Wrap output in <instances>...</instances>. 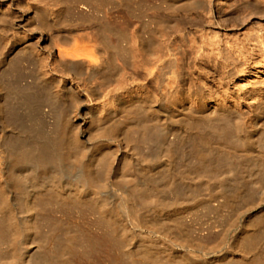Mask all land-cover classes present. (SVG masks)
<instances>
[{
    "label": "bare ground",
    "instance_id": "bare-ground-1",
    "mask_svg": "<svg viewBox=\"0 0 264 264\" xmlns=\"http://www.w3.org/2000/svg\"><path fill=\"white\" fill-rule=\"evenodd\" d=\"M16 1L25 4L26 0ZM171 1L206 5L203 0ZM208 6L211 10L212 2ZM202 15L200 12L199 16ZM126 22H130L129 18ZM34 38L7 35L0 53V140L3 142L0 150V244L8 246L0 253L4 264L72 263L70 254L80 241L69 227L59 225L45 236L49 241L46 246L39 244L44 236L41 228V220L45 218L41 206L44 199L90 211L105 232L103 238L118 248L116 264H264V236L253 234L244 239L243 235L248 233L246 227L233 229V241L217 252L207 244L184 241L178 225L170 231L165 227V220L191 205L192 200L178 188L179 179H185L186 174L170 170L166 175L169 189L165 191L148 172L176 162L177 148L192 167L209 169L217 163L215 154L199 152L193 133H190V142H180L181 147L174 146L166 156L155 152V147L165 146L163 136L179 122L174 119L175 108L159 109L167 112V116L152 113L153 123L142 124L145 133L141 140L137 139L144 153L137 158L135 171L123 177L122 184L110 179L116 173L113 161L108 163L104 174L102 172L104 162H99L93 140L107 131L98 132L96 125L98 122L106 124L121 115L128 116V109L136 103L151 104L154 98L151 82L156 83L158 96H165V41L159 54L146 50L135 56V73L145 77V81L130 87L127 81L132 76H126L123 96L111 91L98 98L91 93L89 80L112 70L104 41L79 36L73 38L72 44L52 42L47 55L42 56L30 42ZM43 39L53 40L49 35H44ZM30 55L38 61L35 69L17 66L16 61H23ZM169 55L173 57L171 52ZM255 69L264 73V61L255 64ZM255 85L244 87V90L248 94ZM262 87L251 94L256 106L252 120L234 109L226 98L216 99L214 105L200 100L196 106L183 107L191 114H210L215 119L220 116L231 120L232 134L242 147L259 145L258 152L249 156L230 152L236 177L231 186L228 178L221 180L226 192L232 187L233 192L241 193L246 203L264 200ZM56 103L63 105L56 108ZM46 104L57 114L53 122L50 121L51 111L45 109ZM77 110H85V113L76 114ZM112 137L114 142L118 140ZM75 163L78 172L72 173L70 167ZM246 163L251 167V186L245 176H240ZM230 196L228 193L227 203ZM17 200L21 201V208L17 207ZM8 252L12 258L7 262L4 259Z\"/></svg>",
    "mask_w": 264,
    "mask_h": 264
},
{
    "label": "rangeland",
    "instance_id": "rangeland-1",
    "mask_svg": "<svg viewBox=\"0 0 264 264\" xmlns=\"http://www.w3.org/2000/svg\"><path fill=\"white\" fill-rule=\"evenodd\" d=\"M203 2L206 5L171 0H26L25 4L0 0V53L7 35L35 36L30 42L42 56L47 55L52 42L72 44L73 38L79 36L104 41L112 70L89 80L91 93L103 98L111 91L123 96L126 76H132L127 81L130 87L145 81V77L135 73L134 58L146 50L159 54L165 41V96L159 97L156 83L151 82V94L154 95L151 104L136 103L128 109V116L121 115L106 124L98 122V132L106 130L107 134L99 135L93 143L99 162H104L103 174L108 163L113 161L116 173L110 179L122 184L123 177L135 171V162L144 153L138 142L145 133L142 124L153 123L152 113L167 116V112L159 109L175 108L174 119L179 122L163 136L165 146L155 147V152L166 156L174 146L181 147L180 142H190V133H193L199 152L215 154L217 163L209 169L192 167L177 148L176 162L148 173L165 191L169 189L166 175L170 170L186 174L185 179H179L178 188L192 200L191 205L165 220V227L170 231L178 225L182 228L180 236L184 241L207 244L217 252L233 241L235 228L248 229L244 239L253 234L264 236V200L246 203L242 201L241 193L233 192L232 187L229 192L221 187L222 179L228 178L231 186L236 177L230 152L249 156L258 152L259 145L242 147L232 134L231 120L220 116L215 119L210 114H191L183 107L196 106L200 100L214 105L216 99L226 98L248 119L255 117L256 106L251 94L264 86V73L255 69V64L264 61V0ZM200 12L202 16H199ZM128 18L130 22H126ZM44 35L53 40H44ZM140 41L144 45H140ZM16 64L35 69L38 61L30 55ZM251 84L256 85L247 94L244 87ZM84 98L81 99L83 104ZM62 105L56 103V108ZM45 109L50 110L51 106L46 104ZM78 112L81 110L75 113ZM56 118V112L51 111L50 121ZM113 135L118 138L116 142L112 140ZM2 143L0 140V150ZM250 168L246 163L240 170V176H245L248 186H251ZM70 169L77 173V164ZM228 193L231 195L229 203ZM16 205L21 208V201L17 200ZM41 206L45 218L41 220L44 236L39 240L40 245L46 246L49 241L45 236L59 225H65L77 233L80 241L70 254L71 264H116L118 248L103 238L105 232L90 211L49 199L41 201ZM7 247L1 243L0 253ZM10 257L8 252L7 260H4L8 262ZM0 264H4L1 257Z\"/></svg>",
    "mask_w": 264,
    "mask_h": 264
}]
</instances>
